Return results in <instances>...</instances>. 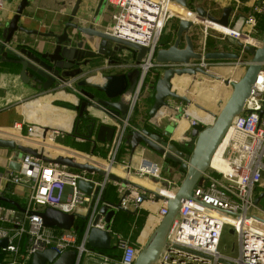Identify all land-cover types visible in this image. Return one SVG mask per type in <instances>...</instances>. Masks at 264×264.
Listing matches in <instances>:
<instances>
[{"label":"built area","instance_id":"1","mask_svg":"<svg viewBox=\"0 0 264 264\" xmlns=\"http://www.w3.org/2000/svg\"><path fill=\"white\" fill-rule=\"evenodd\" d=\"M6 4V0H0V10L5 9ZM173 6L172 0H107L110 23L104 30L114 36L148 47L143 63L137 64L135 60L130 59L118 63L107 61L102 66H91L83 74L59 83L56 89L76 90L79 80L91 74L127 72L138 67L143 68V73L153 79L156 74L154 68L202 67L208 72H214L220 67L231 66L245 69L248 66L250 60L243 58L208 60L203 57L201 60L192 59L188 63L156 62L154 56L157 48L161 47L162 36L167 26L176 17ZM262 13H264V0L255 4L251 13L238 18L235 27L230 25L223 27L208 17H200L202 20L209 19L221 26L222 29H219L200 21V18L199 20L194 18L196 24L192 36L196 50L203 55L208 52L207 38L213 35L217 38L221 36L222 39L232 37L244 44L259 46L262 37L257 35L256 24L257 14ZM83 37L89 39L88 36ZM89 40L85 42L86 48L97 50L96 44ZM229 43L231 48L238 47L237 43L231 41ZM240 50L238 54L244 53L242 48ZM236 80L235 78L228 80L227 88L230 92L231 84ZM145 86L147 85H144V88ZM140 95L141 92H137L132 98L125 119L111 118V123L116 126L112 142L97 144L108 150L107 158L58 144L56 140L61 135L58 131L46 133L45 136L38 138L39 142L34 145L50 156H70L76 163L96 166L106 170L108 174L102 176L96 171L90 173L86 170L72 169L66 165L47 163L29 155L22 161L20 171L0 172V196H6L8 189L12 186L25 184L29 187L23 222L15 220L14 225L0 226V239L8 238V245L0 249V254L5 255L0 264H31L35 253L47 249H54L60 254L68 250H76L79 253L76 264H81L84 255L97 252L88 245V238L93 227L107 231L111 238H114L113 248L120 253V258L116 260L97 252L104 264H134L143 241L139 240L140 244H138L130 237L113 234L111 220L114 219L108 221L106 214L100 211L101 206L115 208L103 199L107 185L113 183L117 187L119 202L124 210L137 213L143 209L146 200L159 203L158 222H160L168 213V199L175 197L182 180L178 181L174 176H165L162 164L148 158L143 152L136 163L130 161L124 165L125 172L128 176L150 178L156 184L158 183L157 188L146 190L133 182L125 185L109 177V173L121 176L115 168L118 164H122L118 160V152L128 130H140L143 127L131 122L134 109L140 101ZM190 106L192 105L185 104L187 109ZM263 110L264 65L256 77L244 111L236 117L221 143L224 144L222 155L228 169L221 170L211 164L210 169L204 174V183L196 185L192 197L183 201L167 233L164 248L153 264H264V209L255 202L256 198L264 193V113L262 116L260 114ZM183 117L189 119L191 126L201 125L198 119L190 117L189 110H186ZM14 128L22 131L24 122H17ZM27 132V135L19 134V136L33 141L35 127L28 126ZM0 137L16 141L18 139L11 131L4 129H0ZM77 140L83 141L84 137L79 136ZM53 149L67 153L58 152L53 155L51 153ZM81 180L89 181L98 188L95 199H93V193H88L79 187ZM48 206L66 213L87 215V225L82 239H79L75 226L71 229L47 226L40 215L33 213ZM1 208L2 206H0L1 220L9 221V215H16L14 209L7 210L4 215H1ZM99 214L100 218L95 224ZM225 226L231 227L233 233L237 235L239 245L238 254L235 256L223 253L220 249L221 234Z\"/></svg>","mask_w":264,"mask_h":264},{"label":"water","instance_id":"2","mask_svg":"<svg viewBox=\"0 0 264 264\" xmlns=\"http://www.w3.org/2000/svg\"><path fill=\"white\" fill-rule=\"evenodd\" d=\"M172 1L178 3L183 9H189L188 12L192 16L191 18L179 17L174 41L167 47L157 48L154 56L156 62L161 64L188 63L192 59L201 60L203 57L208 60H239L243 58L241 54L236 52L222 50L208 51L203 55L202 52L196 50L195 40L192 36L196 24L195 15L208 17L223 27H229L233 11L231 6L225 7L222 15L216 17L201 6L197 7L196 10H192L190 8L191 0ZM30 2L31 0H21L13 17L6 23H0V63L6 61L18 64L20 67L18 74L25 83H34L36 88L49 90L59 82H65L70 78L83 74L86 69L91 67L94 60L100 56L110 59L111 63L128 61L130 56H134L137 64L143 63L148 47L114 36L99 26L100 17L107 5V0H98L93 18L82 21L77 19L84 0H75L68 21L64 24L61 32L54 30L41 32L38 29L28 28L24 24L23 15ZM87 20L89 21L86 23ZM19 32L40 35L51 39V41L47 45L30 47L24 40L17 38ZM82 36L91 38L96 44L97 50L86 48L84 41L80 38ZM237 46L244 50V56L250 57V63L244 69L240 78L232 82L229 97L218 102L217 111L212 113L214 121L203 129L194 128L193 136L196 140L191 153H186L175 142H170L162 135L145 127L140 130H128L125 136V140L130 143L132 155L138 147L146 146L160 154L166 161L171 164L176 163L184 170V176L175 197L168 199V213L147 237L134 264H153L158 260L166 243L167 233L172 221L178 214L183 201L192 197L196 185L204 183V174L210 169L212 159L226 132L236 117L244 111L247 100L253 91L256 77L264 65V35L259 46L244 44L240 41H237ZM154 69L158 78L153 80V83L149 86L150 96L153 98L149 108L150 118L156 117L162 108L168 107L170 99L206 110L190 96V91L199 76H209L228 82L226 78L208 72L202 67ZM143 72V68L138 67L119 75L104 76L103 82L87 78L77 83L78 90L84 98L79 110V119L85 116L89 120L86 137L94 142V149L98 143L112 142L116 126L107 122L106 118L125 119L131 104L129 101L126 106L122 107L119 103H115L116 100L114 99L117 98L114 97H119V94L125 89L132 98L135 97L137 92L142 91L144 85L147 84V77H149ZM185 76L191 77V82L187 94H181L175 87L174 81ZM116 85H118L117 90H112L113 92H109V95L99 96L95 92L96 90L99 91L100 88L110 90L111 87ZM86 107L95 108L99 111V114H89L86 112ZM263 113L264 110L260 113L261 116ZM78 127L79 121L73 132L70 133L79 134ZM0 148L12 151L8 163L9 170L20 171L22 161L29 155L47 163L66 165L69 168L86 170L90 173L96 171L102 176L108 174L106 170L96 166L76 163L70 156H50L43 149L17 142L14 139L0 137ZM91 154H93V151ZM109 177L111 180L122 182L125 185L132 183L129 179L114 173H109ZM79 187L88 193H93V199H95L98 188L93 183L81 180ZM158 198L163 197L158 196ZM263 199L264 193L256 198V204H260ZM0 201H6L16 208V215H9V218L23 222L25 209L19 202L6 196H0ZM112 205L115 206L114 209H109L108 206H101L100 208V211L106 214L108 221L114 219L118 210H124L120 202ZM1 210V215H4L6 209L1 208ZM127 211L135 213V211ZM33 213L40 215L45 225L60 229L73 228L77 219L88 220L87 215L66 213L51 206L43 210L33 211ZM99 218L100 214L97 216L95 224ZM111 221L113 222V220ZM7 245L8 238H1L0 249ZM88 245L100 249L111 248V235L107 231L93 227L88 238ZM78 259L79 253L76 250H68L60 254L54 249H47L35 253L31 264H76Z\"/></svg>","mask_w":264,"mask_h":264},{"label":"crops","instance_id":"3","mask_svg":"<svg viewBox=\"0 0 264 264\" xmlns=\"http://www.w3.org/2000/svg\"><path fill=\"white\" fill-rule=\"evenodd\" d=\"M261 0H191L190 8L192 10H196L197 7L201 6L206 9L209 13L216 17H220L223 13V9L225 7L231 6L233 11L230 17V26L235 27L237 24V19L243 17L252 12V8L255 4L259 3ZM21 0H6V7L3 10H0V23L8 22L13 15L15 14L18 5ZM98 0H84L82 7L79 12L78 21H82L84 19L93 18ZM71 0H31L30 5L27 7L23 20L24 24L30 29H38L41 32H47L50 30H54L56 32H61L64 27V24L68 21L70 16V11L72 8ZM174 6L176 8H182L178 3L174 2ZM192 6V7H191ZM107 5L100 17V23L103 22L104 15L109 14V10H107ZM188 12L189 9H183ZM188 18H191V14L188 12ZM198 16V15H197ZM179 17H184L176 12V17L171 22L170 30L164 35V37L169 38L172 36V42L175 39L176 27L178 24ZM200 17V16H198ZM108 19V18H107ZM193 19V18H192ZM175 24L174 30L173 25ZM222 29V28H219ZM258 35V33H257ZM263 37V35H258ZM218 44V50L222 51H231L236 53L241 52L240 47L231 48L229 40L226 38L222 39L220 37L211 36ZM17 38L19 40H24L26 44L30 47H40L41 45H47L51 39L44 38L40 35L36 34H26L23 32H19L17 34ZM85 42L89 40L92 42L91 38L80 37ZM163 39V38H162ZM97 41V40H96ZM171 44V43H170ZM162 47V42H161ZM214 51V50H213ZM1 53V49H0ZM243 59L250 60V58H245L244 53H241ZM130 60H134V56H130ZM107 61L110 62V59L100 56L96 60H94L93 66H102ZM4 62V61H2ZM1 62V63H2ZM0 63V64H1ZM3 65L0 68V129L9 130L14 134L15 138L18 142L26 144V145H36L41 136H45V134H50L54 131H58L61 133L57 138V143L62 144L60 140H62L64 134H70L75 128V122L77 116H79V112L77 110L65 107L60 105L59 103H69L74 106H78V104L84 100L82 98L78 87L76 85V90L67 88V89H56L58 87L57 83L49 90H43L36 88L34 83L27 84L25 83L18 73H13L9 71L7 68L2 69ZM221 74L223 77L225 76L227 80L231 78H235V80L241 76L244 72V68H236L231 66L220 67ZM122 72H105L98 73L93 76H89L91 80H95L98 82L104 81V76L108 75H119ZM185 76L174 81L175 87L181 94H187V88L185 87L191 81V77ZM84 78V79H87ZM83 80V79H82ZM218 80V79H217ZM224 83V87L227 88V83L219 80ZM183 85H181V84ZM177 84V85H176ZM179 85V87H178ZM197 86V85H196ZM112 88V89H111ZM110 90L98 89L104 96L109 92H113L112 90H117L118 85L111 87ZM202 90V89H201ZM200 89L195 90L192 96V99L197 102L200 106L206 108L203 110L202 108H198L196 106H190L189 109L185 107V104H181L175 99L169 100V106L162 108L161 111L158 112L156 117L148 118L141 115L139 118L140 125L143 127L144 124L148 121L154 128L159 130L163 137L170 142H175L181 147V149L192 150L195 144V137L193 136V130L197 126H191L189 119L183 117L186 113V110H189L190 117L198 119L200 124L203 126L210 125L214 121L213 112H216L218 107H214L213 101L211 98L206 97V89L201 91ZM109 95V94H108ZM151 90L150 88L146 90V94L143 95L142 99V110H148V103H144L147 99L151 98ZM117 98V99H114ZM111 98L112 100H116L115 103H119L122 107L126 106V104L132 100V96L127 93L126 89L119 94V97ZM131 98V99H130ZM82 99V100H81ZM186 109V110H185ZM91 109L86 107V112L91 114ZM94 115L99 114V111L94 110ZM107 122H112L111 118H106ZM17 122H24V129L19 131L14 128V125ZM200 125V126H201ZM28 126L35 127V139L33 141L27 140L23 137H20L19 134L27 135ZM131 149V148H130ZM151 150L146 146H140L136 150V152L132 155L131 150L125 155L123 158L122 164H118L115 168V171L119 173L121 176L126 175V178L130 179L136 185H139L141 188L146 190H153L158 187V183L154 182L150 178H140L137 176H128L126 174V170L124 169V165L128 164L130 161L136 163L139 159L142 152L147 156ZM12 151L6 148H0V172H5L9 170V160ZM162 166L164 168V175L172 177L174 176L178 181H180L184 172L181 170L180 166H174L170 162L166 161L163 157ZM168 163V164H167ZM29 187L28 185L22 184L18 186H12L8 189L6 193V197H9L22 206V202L26 203V196L28 194ZM260 191V190H258ZM159 203H152L149 201H145L143 204V209L149 212L148 220L144 230L141 233L140 240H144L147 238V235L150 233L151 229L154 227V223L159 221L158 218V209ZM24 207V206H22ZM4 208V207H2ZM7 210H11L10 208ZM16 210V208L14 209ZM13 219L10 218L9 221L1 220L0 222L9 223L14 225ZM8 225V226H11ZM93 248V247H92ZM118 250H114L112 253L117 255ZM103 260L97 252L84 255L81 260V264H102Z\"/></svg>","mask_w":264,"mask_h":264},{"label":"trees","instance_id":"4","mask_svg":"<svg viewBox=\"0 0 264 264\" xmlns=\"http://www.w3.org/2000/svg\"><path fill=\"white\" fill-rule=\"evenodd\" d=\"M192 7V6H191ZM175 28V24L173 25V30ZM256 30L258 35H264V13L262 14H257V24H256ZM170 43H172V36H169V38L163 37L162 39V47H167L168 45H170ZM206 46L207 49L209 51H213V50H218L220 49L217 42L211 37L209 36L207 38V42H206ZM11 59L13 57H10ZM2 69L7 68L9 71L13 72V73H19V65L13 62H2L0 64V68L1 66ZM151 76L148 77V82L152 81ZM158 78V75L156 74L153 77V80H156ZM150 79V80H149ZM153 83V81L151 82ZM97 95L99 96H103V94L100 91H95ZM153 98H149L146 101H144V103L146 104V102L149 104L148 107L150 106V104L152 103ZM142 102L143 100H140L138 102V104L136 105L135 109H134V113L133 116L131 118V122L133 124H139V118L141 115L145 116L148 118V121L150 119L149 116V108L148 110L143 111L142 110ZM62 106L77 110L79 112L80 110V105L79 106H74L72 104L69 103H59ZM79 121V127H78V132L79 134H64L62 140H60V142L62 143V145L67 146L69 148H73L75 150L81 151V152H85V153H92L94 155H100L103 158H107V152L108 150L99 146H96V148L94 149V142L86 137V133H87V129H88V124H89V120L84 116L82 118L79 119V116H77L76 118V122H75V126L77 125ZM146 122L144 124L145 128H147L148 130L158 133L160 135L161 132L159 130H157L156 128H154L149 122ZM206 126H198L199 129H203ZM84 137L83 141H79L77 140V137ZM163 136V135H162ZM131 146L130 143L128 142V140H125L124 143L121 145L119 152H118V160L122 161L123 158L125 157V155L129 152ZM181 149V147H180ZM183 151H185L186 153H191V150H185V149H181ZM174 166H177L178 164L176 163H172ZM181 168V167H180ZM181 170H183L181 168ZM184 172V170H183ZM103 199L106 202L112 203V204H116L119 202V193L117 191V187L113 184V183H109L104 191L103 194ZM21 202V201H19ZM22 206H25V203L22 202L21 203ZM0 206L7 208V209H15L14 206H12L10 203L6 202V201H0ZM148 216H149V212L142 209L137 213H130L127 210H118L113 223H112V232L113 234H122L125 237H130L131 240L133 242L138 243L140 240V236L142 231L144 230L147 220H148ZM11 225L9 223H3L0 222V226H8ZM87 225V221L83 220V219H77L76 224H75V229L78 233L79 239L81 240L85 231ZM114 239V238H113ZM140 244V243H138ZM94 251L99 252L102 255L105 256H109L112 257L116 260H118L120 258V253L117 252V255H114L112 252L115 250V248H108V249H100V248H93ZM5 255L4 254H0V261L4 260Z\"/></svg>","mask_w":264,"mask_h":264},{"label":"rangeland","instance_id":"5","mask_svg":"<svg viewBox=\"0 0 264 264\" xmlns=\"http://www.w3.org/2000/svg\"><path fill=\"white\" fill-rule=\"evenodd\" d=\"M71 1H72V4L71 5L73 6V3H74L75 0H71ZM103 19H105V20L100 23V26L104 29V28L107 27V25L110 23V21H109V17H107V14L104 15ZM171 25L172 24H169L167 26V29L165 31V34L170 30ZM214 34H216V32H214ZM227 40H229V41H231V42H233L235 44L237 43V40L235 38H232V37L227 38ZM245 58L248 59L250 57L245 56ZM106 60H107V58H106ZM215 70H214L215 72H211V73H213L215 75L220 74L221 69L220 70L215 69ZM93 75H96V74H91L90 76H93ZM221 75L223 77V74H221ZM218 76H220V75H218ZM85 78H87V77H85ZM223 78H226V77L224 76ZM217 79L218 78H212V77H209V76H203V75L202 76H199L198 79H197V81L194 83V86L192 87L190 93H192V96H193V93H194L195 90H198V89L201 90L202 89L201 91H204L206 89V91H207V93L205 94L206 97L209 98V99L211 98V100L213 101L214 107H218V102L219 101H222V100H226L229 97L230 91L228 90V88L224 87V83L223 82H221V81H219V79L218 80ZM81 80H79V81H81ZM152 81H153V79H152ZM152 81H149L148 82V80H147V84L146 85L148 86V85L152 84L151 83ZM190 82L186 83L187 85L185 87L187 89H188V87L190 85ZM147 86H145V88L143 87V90L140 91L141 92V95L139 97L140 100L144 99L142 97H143V95L146 94V87ZM82 98H83V96H82ZM81 102L78 104V106L80 105V107H81ZM89 108L95 110V108H92V107H89ZM94 110H91V114H94L93 113ZM147 157L148 158H151V159H153L155 161H158L159 163L162 162V159H161L162 156L160 154H158L157 152H154L152 150L148 153ZM66 190L67 191L69 190V187L68 186L66 187ZM260 206L264 209V199L261 201ZM259 213L262 214L261 212H259ZM158 223H159L158 221H156L154 223V227L151 229L150 233L154 230V228L158 225ZM150 233L147 235V237L150 235ZM146 239L144 240V242L146 241ZM142 241H143V239H142ZM113 245H114V239L111 238V248L113 247ZM238 245H239L238 238H237V235H235L233 233V229L231 227L225 226L224 229H223V232L221 234V242H220V249H221V251L223 253L231 254V255L235 256V255L238 254ZM102 264H104V263L102 262Z\"/></svg>","mask_w":264,"mask_h":264},{"label":"bare ground","instance_id":"6","mask_svg":"<svg viewBox=\"0 0 264 264\" xmlns=\"http://www.w3.org/2000/svg\"><path fill=\"white\" fill-rule=\"evenodd\" d=\"M174 8V9H173ZM173 10H175L178 14H180V15H182V16H184V17H186V16H188L189 14H188V12H186V11H184L183 10V8H176V6H173ZM195 17V19H198L199 20V18L200 17H198V16H194ZM202 19L200 18V21H201ZM202 21H204L205 23H207L208 25H212V26H214V27H216V28H222L221 26H219V25H216L213 21H211V20H209V19H206V20H202ZM215 72V71H214ZM218 74V73H217ZM218 75H220V76H222L221 75V73L220 74H218ZM217 75V76H218ZM177 85V84H176ZM178 87H179V85H178ZM223 151H224V144H221L220 145V147L217 149V151H216V153H215V155H214V157H213V159H212V164H213V166H215V167H217V168H219V169H221V170H227L228 168H227V165H226V163L224 162V160H223ZM60 153V154H66L67 152L66 151H63V150H56V149H53V150H51V153L53 154V155H56L57 153ZM120 173V172H119ZM121 174V173H120ZM123 177L124 178H126V175H123Z\"/></svg>","mask_w":264,"mask_h":264},{"label":"flooded vegetation","instance_id":"7","mask_svg":"<svg viewBox=\"0 0 264 264\" xmlns=\"http://www.w3.org/2000/svg\"><path fill=\"white\" fill-rule=\"evenodd\" d=\"M164 35H165V33L163 34V36H162V37H164Z\"/></svg>","mask_w":264,"mask_h":264}]
</instances>
